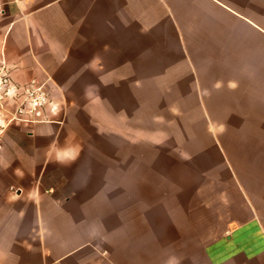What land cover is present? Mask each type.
I'll list each match as a JSON object with an SVG mask.
<instances>
[{"label":"crops","instance_id":"1","mask_svg":"<svg viewBox=\"0 0 264 264\" xmlns=\"http://www.w3.org/2000/svg\"><path fill=\"white\" fill-rule=\"evenodd\" d=\"M1 59L58 108L4 131L0 264H264V148L120 165L115 143L142 108L163 135L207 120L264 138V0H0ZM73 114L95 125V164Z\"/></svg>","mask_w":264,"mask_h":264},{"label":"rangeland","instance_id":"2","mask_svg":"<svg viewBox=\"0 0 264 264\" xmlns=\"http://www.w3.org/2000/svg\"><path fill=\"white\" fill-rule=\"evenodd\" d=\"M141 111H138L140 118L136 121L122 122L121 131L125 135L115 139L121 149L120 165H160L163 157L166 165H242V156L255 161L257 155L263 153V137L248 136L246 132L238 136H226L225 123L214 124V127L220 124L224 126L220 127L223 129L221 132L214 135L209 130L210 122L207 120L179 124L169 122L168 131L163 135L158 130L162 122L155 119L145 122L144 109ZM54 117L50 115L49 120ZM72 118L73 125L83 134L88 147L85 160L90 165L95 164L99 145L95 125L81 122L75 114ZM12 125L9 124L7 128ZM146 126L152 129L150 137L145 136L143 129ZM220 128L217 127L218 130ZM162 151L166 152L162 154Z\"/></svg>","mask_w":264,"mask_h":264},{"label":"built area","instance_id":"3","mask_svg":"<svg viewBox=\"0 0 264 264\" xmlns=\"http://www.w3.org/2000/svg\"><path fill=\"white\" fill-rule=\"evenodd\" d=\"M57 108L46 82L32 78L18 83L6 60H0V148L9 124L49 121L50 115H56Z\"/></svg>","mask_w":264,"mask_h":264}]
</instances>
